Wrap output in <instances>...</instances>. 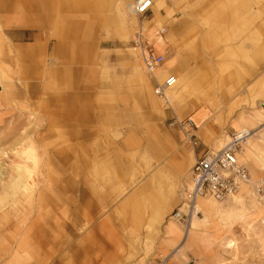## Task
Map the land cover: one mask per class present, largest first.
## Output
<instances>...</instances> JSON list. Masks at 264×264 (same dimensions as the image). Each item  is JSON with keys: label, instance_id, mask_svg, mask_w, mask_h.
Wrapping results in <instances>:
<instances>
[{"label": "rangeland", "instance_id": "obj_1", "mask_svg": "<svg viewBox=\"0 0 264 264\" xmlns=\"http://www.w3.org/2000/svg\"><path fill=\"white\" fill-rule=\"evenodd\" d=\"M80 1L53 0L54 23L30 32L46 46V76L38 80L9 62L6 36L23 37L0 22V264H264V199L248 189L210 199L186 235L187 226L169 217L190 172L176 194L171 180L152 177L176 133L170 119L192 117L195 104L230 138L238 121L240 133L259 127L244 120L264 102V0H163L159 19L154 11L133 16L128 0L89 10L78 9ZM171 27L173 50L166 43L155 51ZM72 30L69 55L55 58L61 32ZM139 32L164 55L159 70L176 64L183 99L167 90L164 103L146 73L150 89L139 82L141 61L131 49ZM85 44L95 60L89 73L70 56ZM230 138L220 137L218 149ZM237 151L250 176L264 180V131Z\"/></svg>", "mask_w": 264, "mask_h": 264}, {"label": "crops", "instance_id": "obj_2", "mask_svg": "<svg viewBox=\"0 0 264 264\" xmlns=\"http://www.w3.org/2000/svg\"><path fill=\"white\" fill-rule=\"evenodd\" d=\"M52 1L53 0H0V22H2L3 29H7L11 33L20 32V35L23 37V40H19L18 37L15 36H6L8 43H10L11 48L13 47L12 49L14 52V56L12 59L9 58V62L12 64L14 63L15 65H17V62L21 63L22 66L20 67L23 70L21 75L26 77L32 76L33 81L38 80L42 74H46L44 66L46 46L39 35L34 33L30 34V32H32L33 28L38 30L46 29L49 27L50 23H54L53 11L59 7L54 6ZM102 2L103 0H88L87 2L81 0L77 8L80 10L97 9L98 5H100ZM130 4L131 0H128L123 5L127 12H130L128 9V5ZM154 5V17L159 19L160 12L165 7L164 2L163 0H156ZM133 23L136 24V21ZM66 33H70L69 36H73L75 38L77 30L61 32L60 39L57 40V43L55 44V47L52 51L55 58L67 57L68 52L65 53L63 50V48L66 49L68 45V41H66ZM173 33L174 27H171L165 35V40L162 38V36L156 38L154 50H161V48L165 47L166 43L170 45L173 40ZM83 46H80L76 51L72 50L70 56L72 57V64H80L81 67H83V69H80V71L89 73L92 71V65L95 63V60L94 57L87 53L85 49V46L87 47L88 45L85 44ZM172 47L173 45L168 46L167 52L173 50ZM69 48L76 49L73 44H71ZM5 59L7 61V56H5ZM165 67V70L162 71L158 69L153 73V76L156 79L155 83L161 85L166 77L175 76L177 79V85H175V88L171 91L175 90V96L178 100L180 98L183 99L186 95L187 87L185 86V83L181 81L178 71H176V64L174 62H167ZM141 68L139 67L140 74L138 75V80L142 85H145L147 88H149V80L147 79L148 76L146 77L145 72ZM62 71L63 70L56 68L53 72L59 74ZM36 76L37 78H35ZM194 107L198 112L195 113L191 118L194 120L196 125V136H198L200 140L199 147L189 148L185 144L181 145V134L174 130L176 133H170L168 135V139H166L164 142L166 145L164 152L166 154L165 156L161 157L163 158V162L159 163V168H156L155 173L152 175V177L154 176L157 180H171L172 186L174 188V194L177 193L175 190L177 185L182 184L184 180L186 181L188 179V173L190 172L192 165L201 156L203 151L210 150L217 152L219 150L217 145L219 138H230L226 132H222L225 133L223 135L222 133H219L218 130L214 131L212 127L206 123V121H208L206 118L207 112L204 110L205 108L202 103H198L197 105L195 104ZM258 122H261L259 125L264 123L263 113L260 110H258L253 117L250 116L249 120H244L245 125L247 124L249 129L254 128ZM234 128L237 129V133L246 130L245 126L240 121L234 124ZM155 158L157 162V157ZM161 186L166 187L164 184ZM203 203H209V201L203 200Z\"/></svg>", "mask_w": 264, "mask_h": 264}, {"label": "built area", "instance_id": "obj_3", "mask_svg": "<svg viewBox=\"0 0 264 264\" xmlns=\"http://www.w3.org/2000/svg\"><path fill=\"white\" fill-rule=\"evenodd\" d=\"M155 1L131 0L130 14L141 19L148 18L153 14ZM164 30L159 31L160 35L164 34ZM131 49L140 57L146 75L156 81L153 73L164 64V56L156 54L150 48V44L143 39L141 32L134 36ZM175 83V76H168L161 85L156 83L154 93L162 97L164 91L172 88ZM260 110L264 113V102L260 104ZM170 120L168 125L170 128L178 131L192 148L199 147L196 125L191 117H174ZM249 133L235 132L224 148L217 152L203 151L191 167L189 186L182 193L180 206L171 213L169 219L187 226L191 217L198 214L196 213L198 199L209 197L213 201L223 202L235 197L243 188L248 189L256 200L264 199V180L253 179L246 167L238 160L237 149L250 137ZM161 262H165V259Z\"/></svg>", "mask_w": 264, "mask_h": 264}, {"label": "bare ground", "instance_id": "obj_4", "mask_svg": "<svg viewBox=\"0 0 264 264\" xmlns=\"http://www.w3.org/2000/svg\"><path fill=\"white\" fill-rule=\"evenodd\" d=\"M130 5H128V9H129V11H130ZM156 71V70H155ZM154 71V72H155ZM175 85H176V83H175ZM175 85L172 87V88H168V89H166L165 91H164V94H163V97H162V101L164 102V103H166L167 102V99H166V96H165V93H166V91L167 90H173L174 88H175ZM263 113V112H262ZM264 114V113H263ZM262 131H264V123L263 124H261V125H259V127L256 129V131H253V132H250L249 134H251L250 135V137L246 140V142L245 143H247V141L248 140H250V138H252L253 136H255V135H257L258 133H260V132H262ZM238 134H242V133H238ZM227 145V144H226ZM225 145V146H226ZM224 146V147H225ZM223 147V148H224ZM239 156V155H238ZM188 186H189V184H188ZM246 188H243L242 190H245ZM241 190V191H242ZM211 198H209V197H203L202 199H198L197 200V206H196V213H199V211L201 210V205H202V203H203V200H207V201H209V202H213V201H211L210 200ZM200 202V203H199ZM216 202V201H215ZM214 202V203H215ZM210 204V203H209ZM180 206V205H179ZM200 209V210H199ZM194 218H196V216H192L191 217V219L189 220V222H188V225H187V227H186V230H185V233H186V235H187V232H188V230L190 229H192V226H193V223H192V220L194 219ZM171 223V222H170Z\"/></svg>", "mask_w": 264, "mask_h": 264}]
</instances>
